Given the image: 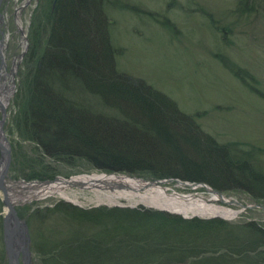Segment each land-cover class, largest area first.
I'll list each match as a JSON object with an SVG mask.
<instances>
[{"label": "trees", "instance_id": "trees-1", "mask_svg": "<svg viewBox=\"0 0 264 264\" xmlns=\"http://www.w3.org/2000/svg\"><path fill=\"white\" fill-rule=\"evenodd\" d=\"M46 1L51 6L31 40L34 69L17 108V130L36 144L39 159H85L98 173L203 182L264 201V170L251 150L216 143L167 95L116 70L107 0H55L53 8ZM250 2L237 0V13H248ZM227 68L254 92L257 81L248 71ZM37 168L43 171L32 174L36 179L56 175L43 163ZM118 207L81 209L59 201L34 210L27 220L39 226L32 241L36 264H264V226L257 222L185 220Z\"/></svg>", "mask_w": 264, "mask_h": 264}, {"label": "rangeland", "instance_id": "rangeland-1", "mask_svg": "<svg viewBox=\"0 0 264 264\" xmlns=\"http://www.w3.org/2000/svg\"><path fill=\"white\" fill-rule=\"evenodd\" d=\"M236 2L237 0H107L103 5V11L107 22H110L107 28L108 39L112 47L118 50V55L114 58L117 71L129 75L128 78L134 84L142 82L167 95L168 99L177 103L179 112L188 114L197 125L196 128L210 136L216 143L238 144L240 153L241 150H251V160L256 167L264 170V0L248 3L249 5L252 3L251 8L248 13L241 15L236 11L238 7ZM20 6L22 9L20 8L21 12L18 11V15L27 39L24 49L20 47V30L15 26L14 12ZM50 6L46 0L0 2L2 16L0 41L4 37L7 38L4 58L8 72L13 60L23 52L21 60L16 63L13 75L14 91L5 108L6 115L1 127L7 143L10 144L11 153L6 184L12 181L33 183L32 181L47 180L44 177L36 179L32 175L39 174L42 169L37 166L41 163L50 169L53 168L56 173L48 179L49 181L54 177L66 180L73 176L100 175L85 159L73 158L71 162L47 160L42 157L39 159L34 149L36 144L22 139L17 130L20 122L17 118V108L28 90L29 73L34 69L33 65L29 66L34 50L32 35L41 26L43 22L41 18L46 15ZM44 39L43 36L40 39L41 43L39 41L42 48ZM231 64L245 69L256 79L254 92L244 88L240 80L232 76L230 69L227 68ZM168 178L159 179L162 181ZM176 180L187 185L198 184ZM182 183L169 180L159 184L169 192L207 197L209 192L207 188L185 186ZM65 188L62 192H53L40 199L24 200L15 206L17 215L21 219L24 218L28 226L30 264L37 263V258L32 252V241L34 229L39 226L36 220L30 217L27 220L34 210H42L59 201L76 205L81 209L97 206L106 208L140 206L148 210H160L136 205L119 197L105 198L106 195L115 194L108 189L97 191L87 188ZM60 193H65L66 197H61ZM220 193L242 205L252 206L256 203L264 207V201L252 200L244 191ZM215 205L239 211L234 218L214 216L215 219L229 224L251 221L264 226V212L255 206L242 209L235 203L218 202ZM0 207L1 216L5 207L2 204ZM192 218L205 219L196 216Z\"/></svg>", "mask_w": 264, "mask_h": 264}, {"label": "bare ground", "instance_id": "bare-ground-1", "mask_svg": "<svg viewBox=\"0 0 264 264\" xmlns=\"http://www.w3.org/2000/svg\"><path fill=\"white\" fill-rule=\"evenodd\" d=\"M22 9V6L16 9L14 12L15 26L20 30V47L24 49L26 36L24 35V26L21 24L18 11ZM21 12V11H20ZM21 14V13H20ZM1 16V15H0ZM2 18V16H1ZM7 43V38L4 37L0 41V108L5 111L7 104L9 103V97L13 93V75L15 73L16 63L21 60V54L16 57L13 62L10 71L8 72L5 67L4 47ZM27 43V42H26ZM4 124V122H3ZM1 125V124H0ZM5 134L0 129V143L5 144ZM74 182L84 183V187L87 190H111L115 194L106 195L105 198L112 199L119 197L123 200H130L136 205L140 204L146 208L162 209L167 212H173V214L182 215L184 218L193 217H205L213 218L220 217L231 219L235 215H238L239 211L231 210L229 208L216 206L218 202L225 204H232L231 199H228L224 195L222 197L217 196L214 192H208L207 197H203L196 194H180L177 192H169L167 188H164L159 183L150 184L141 181L140 179L127 178L125 176L115 175H92L83 176L78 178H71L69 181L64 179H57L50 183H24V182H10L5 183L8 200L13 206L19 205L24 200L40 199L44 196L50 195L53 192H62L63 189L70 188ZM65 188V189H66ZM209 190V188H207ZM101 193V192H100ZM104 193V192H103ZM61 197L65 198V193ZM99 195V194H98ZM99 197V196H98ZM101 199V198H100ZM104 199V198H103ZM117 201V200H116ZM104 202V201H103ZM108 202V201H107ZM109 203V202H108ZM119 208V207H118Z\"/></svg>", "mask_w": 264, "mask_h": 264}, {"label": "water", "instance_id": "water-1", "mask_svg": "<svg viewBox=\"0 0 264 264\" xmlns=\"http://www.w3.org/2000/svg\"><path fill=\"white\" fill-rule=\"evenodd\" d=\"M1 2V0H0ZM55 0H52V7L54 6ZM1 19V16H0ZM23 53V52H22ZM21 53V55H22ZM0 129L3 126V121H4V115H6V111H4L2 108H0ZM10 144L9 143H5L2 144L0 143V194H1V200L0 203L5 207V210H3V213L1 214V221H0V227L2 228V232H1V238H3V249L5 250L4 252V256L5 259L7 260L6 264H30V247H29V240L30 237L28 236V226H26L24 218L21 219L16 212V208L15 206H13L12 203L9 202V198L7 196V192H6V186L5 183L7 182L5 180V178H8L7 175V171L8 168L10 166ZM122 176V175H121ZM73 177H82V176H73ZM72 177V178H73ZM57 179H62V178H53L52 181L57 180ZM65 180V178H63ZM62 179V180H63ZM71 178L66 179L67 181H69ZM135 179V178H134ZM140 179V178H137ZM65 180V181H66ZM141 181H144L145 183H150V184H158V183H164L167 182L169 180H172L174 182H180L182 183L180 180H176V179H171L168 178V180H154V181H145L140 179ZM10 181V180H9ZM19 181V180H16ZM21 181V180H20ZM23 181V180H22ZM52 181L49 180H43L42 182L44 183H50ZM13 182V181H12ZM24 182V181H23ZM34 184H40L42 182L39 181H32ZM27 183H31V182H27ZM185 186H203L204 189L208 188L207 186H205L203 183H199V184H184ZM84 183L82 182H74L70 187L74 188H78V189H84L85 187L83 186ZM214 192V194H216L219 197H222V194L220 192L214 191V189H209V192ZM232 204L235 203V205L239 206L240 208L244 209V208H252V207H257V209H259L260 211L264 212V207L261 205H258L256 203H254V205H242L239 204L235 201L231 202ZM167 212V211H166ZM170 213V212H169ZM172 213V212H171ZM182 216V215H181ZM183 217V216H182ZM183 219H190V218H184Z\"/></svg>", "mask_w": 264, "mask_h": 264}]
</instances>
